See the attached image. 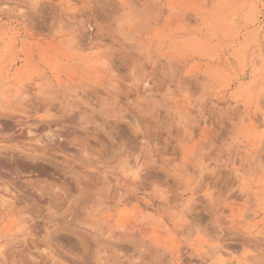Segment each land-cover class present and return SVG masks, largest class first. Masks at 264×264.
<instances>
[{
  "label": "rangeland",
  "instance_id": "obj_1",
  "mask_svg": "<svg viewBox=\"0 0 264 264\" xmlns=\"http://www.w3.org/2000/svg\"><path fill=\"white\" fill-rule=\"evenodd\" d=\"M264 0H0V264H264Z\"/></svg>",
  "mask_w": 264,
  "mask_h": 264
},
{
  "label": "snow or ice",
  "instance_id": "obj_2",
  "mask_svg": "<svg viewBox=\"0 0 264 264\" xmlns=\"http://www.w3.org/2000/svg\"><path fill=\"white\" fill-rule=\"evenodd\" d=\"M262 143H264V136H262Z\"/></svg>",
  "mask_w": 264,
  "mask_h": 264
}]
</instances>
